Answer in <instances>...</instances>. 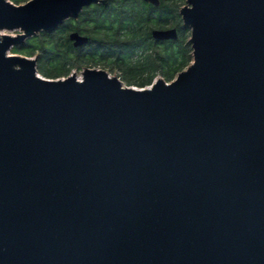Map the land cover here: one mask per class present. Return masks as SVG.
I'll list each match as a JSON object with an SVG mask.
<instances>
[{
    "label": "water",
    "instance_id": "obj_1",
    "mask_svg": "<svg viewBox=\"0 0 264 264\" xmlns=\"http://www.w3.org/2000/svg\"><path fill=\"white\" fill-rule=\"evenodd\" d=\"M108 1L0 0V264H264V0H186L150 89L11 55Z\"/></svg>",
    "mask_w": 264,
    "mask_h": 264
},
{
    "label": "trees",
    "instance_id": "obj_2",
    "mask_svg": "<svg viewBox=\"0 0 264 264\" xmlns=\"http://www.w3.org/2000/svg\"><path fill=\"white\" fill-rule=\"evenodd\" d=\"M12 1L17 5L26 2ZM185 2L160 0L161 7L156 8L147 7L143 0L111 1V7L104 13V20L109 23V33H102L99 40L90 45L88 53L75 51L65 28L55 33L42 32L13 48V52L37 57L38 72L51 80L68 77L75 66L93 68L108 65L118 69L121 78L130 86L145 88L153 85L158 75L172 82L193 62V49L188 36L190 31L184 27L179 13ZM112 17L117 24L111 21ZM94 24L97 26V22ZM168 26L177 28L178 38L154 44L152 30ZM120 27V31H112Z\"/></svg>",
    "mask_w": 264,
    "mask_h": 264
},
{
    "label": "flooded vegetation",
    "instance_id": "obj_3",
    "mask_svg": "<svg viewBox=\"0 0 264 264\" xmlns=\"http://www.w3.org/2000/svg\"><path fill=\"white\" fill-rule=\"evenodd\" d=\"M99 1H108V0H99ZM121 2L123 0H109L106 4H102V3H94L91 6L85 7L82 12L80 13L79 17L77 19H69L67 20L63 25H61L58 30L56 32H58L60 29H67L66 31H68V39L70 40V36L72 34H78L80 37L82 38H89V42L87 44H84L81 47H75L74 46V42H71L72 47L75 49V51H79V52H89V50L91 49L90 45L92 43H94L95 41L99 40V37L101 36L102 33H109L108 32V27H109V23L107 20L105 19V11H108L109 8L111 7L110 2ZM144 1V0H143ZM145 2V1H144ZM146 3V2H145ZM147 4V7H156L152 4ZM116 5V4H115ZM161 5V3H160ZM158 6L156 8H159L161 6ZM112 16V15H111ZM114 17V15H113ZM112 17V20L115 24H117L118 22ZM99 21V23H98ZM104 21V23L102 25H100L102 22ZM97 22V26H95L94 23ZM120 28H114L112 31H120L118 29ZM174 27L170 28V26H168L167 28L164 29H153V31L155 30H162V31H166V30H170L173 29ZM177 29V28H176ZM178 31V30H177ZM153 37V36H152ZM154 44H158V43H165V42H169L171 40H155L153 38Z\"/></svg>",
    "mask_w": 264,
    "mask_h": 264
},
{
    "label": "rangeland",
    "instance_id": "obj_4",
    "mask_svg": "<svg viewBox=\"0 0 264 264\" xmlns=\"http://www.w3.org/2000/svg\"><path fill=\"white\" fill-rule=\"evenodd\" d=\"M9 1H11L12 3H14L12 0H9ZM28 1H30V0H28ZM27 0H26V2H23V3H21V4H19V5H23V4H25V3H27L28 2ZM15 4V3H14ZM15 5H17V4H15ZM186 5V2L185 3H183L182 4V6H181V8L182 7H184ZM6 34H9V35H11V36H18L19 34H20V32H18V31H16V32H5ZM38 36V35H37ZM188 36H189V38H190V36H191V33H188ZM11 53V55H16V54H14V52H13V49H12V51L10 52ZM24 56V55H23ZM137 59V56H135L134 57V60H136ZM85 68H90V69H99V70H104V71H107L112 77H114V76H117L123 83H124V85L125 86H127V87H133V88H136V89H147V88H149V87H152V85H150V86H147V87H145V88H140V87H136V86H130L128 83H126V81H124L121 77V72L118 70V69H113V68H111V67H109L108 65H98V66H96V67H87V66H84V65H79L78 67H74L72 70H71V73H70V75L69 76H71V75H75V76H77V78L79 79H81L82 78V74H83V71H84V69ZM40 74V73H39ZM40 76H42V77H44V78H46L45 76H43V75H41L40 74ZM63 78H67V77H62V78H60V79H63ZM48 79V78H47ZM158 79H163V80H165L164 79V77L162 76V75H158L157 76V78L154 80V83L158 80ZM166 81V80H165ZM167 82V81H166ZM168 83H170V82H168Z\"/></svg>",
    "mask_w": 264,
    "mask_h": 264
},
{
    "label": "built area",
    "instance_id": "obj_5",
    "mask_svg": "<svg viewBox=\"0 0 264 264\" xmlns=\"http://www.w3.org/2000/svg\"><path fill=\"white\" fill-rule=\"evenodd\" d=\"M78 80H80V81H81V80H82V78H81V79L79 78ZM150 88H151V87H149V88H147V89H150Z\"/></svg>",
    "mask_w": 264,
    "mask_h": 264
}]
</instances>
